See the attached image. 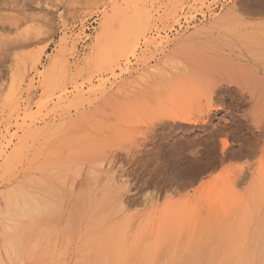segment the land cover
Listing matches in <instances>:
<instances>
[{
    "label": "rangeland",
    "instance_id": "rangeland-1",
    "mask_svg": "<svg viewBox=\"0 0 264 264\" xmlns=\"http://www.w3.org/2000/svg\"><path fill=\"white\" fill-rule=\"evenodd\" d=\"M0 151V264H264V0H0Z\"/></svg>",
    "mask_w": 264,
    "mask_h": 264
},
{
    "label": "bare ground",
    "instance_id": "bare-ground-1",
    "mask_svg": "<svg viewBox=\"0 0 264 264\" xmlns=\"http://www.w3.org/2000/svg\"><path fill=\"white\" fill-rule=\"evenodd\" d=\"M145 13H146V12H145ZM146 14H147V13H146ZM140 16H141V13H140ZM140 16H139V17H140ZM149 19H150V18L147 17V19H146V23L148 22ZM139 28H140V27H139ZM139 28H138V29H139ZM140 29H141V28H140ZM145 29H146V30L149 29V25H148V24H146ZM138 33H139V34H138ZM138 33H137V36H140V35L144 34L145 32H144V30H143L142 32H138ZM144 36H145V35H144ZM0 152H4V151H0ZM2 154H3V153H0V155H2ZM37 184H40V183H37ZM37 187H38V186H37ZM40 188H45V186L43 185V187H42V186L40 185ZM40 190H41V189H40ZM44 190L46 191V189H44ZM45 191H44V192H45ZM35 193H36V192H35ZM38 195H39V194H38ZM11 196H12V195H11ZM13 196H14V195H13ZM6 197H7V195H6ZM37 197H38V196H37ZM39 197L42 198V200L45 201V199H44L43 197H41L40 195H39ZM7 198H8V197H7ZM7 198H6V199H7ZM14 198H15V197H14ZM29 198L31 199L32 197H29ZM33 200H34V199H33ZM33 200L31 199L30 201H33ZM8 201H9V200H8ZM8 201H7V202H8ZM35 201H36V199H35ZM40 201H41V199H40ZM42 202H43V201H42ZM25 203H26V202H24V203L22 202L23 206H24ZM45 203H46V202H45ZM17 204H18V205H17ZM14 205H16V206H14ZM14 205H13V206H14L16 209H19V208L21 207V206H19V202H18V201H17V203H15ZM31 205L33 206V209H34V207H35V208L39 207V209H38V208H37V209L40 210V211H37V212H36L35 209H34V212H35V213L33 212V214H34L37 218L39 217L38 219L41 218V220H42V218L44 217L43 220H42V222H44V220H46L45 222H47V219L49 220V218L52 220V216H53L52 214H53V211H54V210L50 212V210H51L52 208H51V209L49 208V207H51L49 203H48V205H49L48 208H47V206H46V205H47V203H46V204H45L46 207H43V209L46 208V209H44V210H48V213H49L50 215H49L48 213L45 214L46 212H45V213H42V212H43V211H41V208H42V207L40 208V206H39L38 204H35L34 201H33V203H32ZM9 206H11V204L8 205V208H9ZM17 206H18V207H17ZM25 206H26V208H27V205H25ZM25 206H24V208H25ZM29 207H30V206H29ZM10 208H12V207H10ZM10 208H9V209H10ZM12 209H14V208H12ZM29 209H31V208H29ZM33 209H32V210H33ZM37 209H36V210H37ZM28 211H29V210H28ZM28 211H26V213H27ZM8 212H9V210H8ZM24 212H25V211H22V212H19V213H20V215H21V214L24 213ZM29 212H30V211H29ZM29 212H28V214H26V215H29V217H30L31 213H29ZM39 212L42 213V214L40 213L41 216L44 214L43 217H40V215H37V214H39ZM19 213H18V214H19ZM13 214H14V213H13ZM18 214H16V216H18ZM5 215H6V214H5ZM20 215H19V217H20ZM34 215H32V216H34ZM13 216H15V215H13ZM23 216H24V214H23L21 217H23ZM32 216H31L30 218L28 217V219H30V221H32V222H35L36 220H37V221H40V220H38L36 217H33V218H35V220H34V219L32 218ZM47 216H48V217H47ZM49 216H50V217H49ZM21 217H20V218H21ZM46 217H47V219H45ZM24 218H25V217H24ZM26 218H27V217H26ZM31 219H33V220H31ZM53 220H54V219H53ZM49 221H50V220H49ZM10 222H11V221H10ZM12 222H13V221H12ZM21 222H22V221H21ZM32 222H30L31 226L33 225ZM13 223H14V222H13ZM22 223H23V222H22ZM22 223H21V224H22ZM18 224H19V222H18ZM30 224H28V225L25 224V225H26L27 227H29V228H27L25 225H24L21 229H20V226H19V225H18V228H19V229H18V228H15L16 226H14L15 230L17 229V232H15V233H17V234L20 233V234H19V235H15V233H13V234L11 235V237H13V240H12V238H9V236H8V235L10 234L9 231L12 232L13 229L10 230V228H9L10 226H7V225L5 224L6 227H8V229H9V231H8L9 234L7 233L8 235H6V236L3 235L4 238H3L2 241H5L4 239H5V237H7V238H8V239H7V240H8V241H7L8 244H7V243H6V244L9 245V243H10V244H11V249H12V250H13V246L15 247V245H12V244H15V243H17L16 248L19 247V246L22 247L23 245H25V243H23V242L26 241V240H24L26 237H24L23 240H22L21 238H22L25 234H26V235L29 234L28 232H27V233H22L23 230H24V227H26V228L29 229V230H30V229L32 230V228H33L32 232H35V231H36V234H37V231L39 232V230H36L34 226H32V227L30 228ZM4 229H5V228H4ZM4 229H3V230H4ZM8 229H7V230H8ZM22 229H23V230H22ZM3 230H2V232H3ZM20 230H21V231H20ZM34 230H35V231H34ZM4 231H5V230H4ZM25 231H26V230H25ZM21 233H22V234H21ZM41 233H42V232H40V234L38 233V234H39V238L42 237V239H43V235L40 236ZM3 234H5V232H3ZM42 234H44V233H42ZM22 235H23V236H22ZM33 235H34V233H33ZM15 236H18V239H17L18 242H17ZM20 236H21V237H20ZM28 236H29V235H28ZM14 237H15V238H14ZM39 238L37 237V239H39ZM20 239L22 240L21 243H20V241H19ZM27 239H28V238H27ZM9 240H10V242H9ZM14 240H16L15 243H14ZM12 241H13V242H12ZM37 241H38V240H36V242H37ZM39 241H40V240H39ZM11 242H12V243H11ZM26 242H28V241H26ZM1 243H2V242H1ZM18 243H19V244H18ZM34 243H35V241H34ZM34 243H33V245H34V247H35V244H36V243H35V244H34ZM6 244H5V245H6ZM21 244H22V245H21ZM5 245H4V246H5ZM36 245H37V244H36ZM4 246H2V247H4ZM25 246H26V245H25ZM9 247H10V245H9ZM49 248H50V247H49ZM12 250H11V251H12ZM16 250H17V249H16ZM21 250H22V249H21ZM17 251H18V250H17ZM17 251H16V253H17ZM46 251H47V250H46ZM12 252H13V251H12ZM19 252H20V251H19ZM43 253H45V252H43ZM45 254H46V253H45ZM261 254H262V253H261ZM3 255H4V254H3ZM17 255H18V254H17ZM17 255H16V258H17ZM43 255H44V254H43ZM5 256H6V255H5ZM260 257H261V256H260ZM263 257H264V256H263ZM22 258H23V257H22ZM261 259H263V258H261ZM8 260H9V259H8ZM20 260H21V259H20ZM9 261H10V260H9ZM21 261H22V260H21ZM259 261H260V260H259ZM18 262H20V261H18ZM260 262L262 263V260H261Z\"/></svg>",
    "mask_w": 264,
    "mask_h": 264
}]
</instances>
